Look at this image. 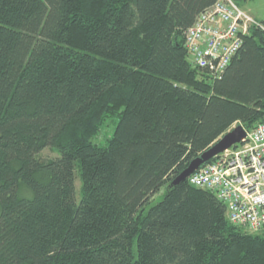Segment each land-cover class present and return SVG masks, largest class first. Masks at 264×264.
<instances>
[{
  "label": "trees",
  "instance_id": "16d2710c",
  "mask_svg": "<svg viewBox=\"0 0 264 264\" xmlns=\"http://www.w3.org/2000/svg\"><path fill=\"white\" fill-rule=\"evenodd\" d=\"M215 1L0 0V264H264V228L173 183L264 122V21L220 77L187 60Z\"/></svg>",
  "mask_w": 264,
  "mask_h": 264
},
{
  "label": "built area",
  "instance_id": "2783aa9c",
  "mask_svg": "<svg viewBox=\"0 0 264 264\" xmlns=\"http://www.w3.org/2000/svg\"><path fill=\"white\" fill-rule=\"evenodd\" d=\"M251 26L261 24L233 0H216L183 32L189 64L210 77H220ZM245 132L238 143L200 165L188 180L224 204L230 223L253 233L264 228V122Z\"/></svg>",
  "mask_w": 264,
  "mask_h": 264
},
{
  "label": "water",
  "instance_id": "95a60500",
  "mask_svg": "<svg viewBox=\"0 0 264 264\" xmlns=\"http://www.w3.org/2000/svg\"><path fill=\"white\" fill-rule=\"evenodd\" d=\"M246 132L241 125H237L222 135L213 145L203 151L199 156L192 159L187 167L174 179L173 183H177L186 179L200 165L210 161L216 154L238 143Z\"/></svg>",
  "mask_w": 264,
  "mask_h": 264
},
{
  "label": "rangeland",
  "instance_id": "374dc122",
  "mask_svg": "<svg viewBox=\"0 0 264 264\" xmlns=\"http://www.w3.org/2000/svg\"><path fill=\"white\" fill-rule=\"evenodd\" d=\"M248 3V4H247ZM246 5H248L249 7L253 8V9H256V10H260L261 13H264V0H248L246 2ZM241 8L243 7V3L240 4ZM245 8V7H243ZM248 11H250V9H248ZM109 124V127H113V123L112 121H108L107 122ZM239 124H234L233 126H237ZM232 126V127H233ZM107 135V133H109V129L108 127L104 128L103 131L101 132L100 136L97 137L96 141L99 143L101 141H103V138H104V134ZM40 156L42 157H53L56 155V152L54 150H52L51 148L47 147V148H44L40 154ZM76 186L78 188L79 186V181L77 180L76 181Z\"/></svg>",
  "mask_w": 264,
  "mask_h": 264
},
{
  "label": "crops",
  "instance_id": "0c3cea01",
  "mask_svg": "<svg viewBox=\"0 0 264 264\" xmlns=\"http://www.w3.org/2000/svg\"><path fill=\"white\" fill-rule=\"evenodd\" d=\"M243 7H245V8H243ZM243 7H242V9L245 12H247L254 20H256L258 22L264 21V13H261L260 10H256V9L249 7L248 5H246V2L243 3ZM248 9H250V11H248Z\"/></svg>",
  "mask_w": 264,
  "mask_h": 264
}]
</instances>
